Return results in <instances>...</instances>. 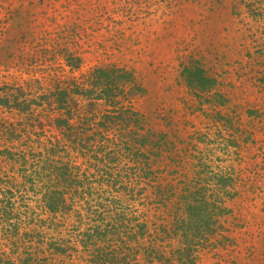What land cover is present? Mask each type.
Instances as JSON below:
<instances>
[{
  "label": "rangeland",
  "instance_id": "1",
  "mask_svg": "<svg viewBox=\"0 0 264 264\" xmlns=\"http://www.w3.org/2000/svg\"><path fill=\"white\" fill-rule=\"evenodd\" d=\"M104 71L123 77L113 92ZM140 136L165 137L156 182L138 176ZM194 155L229 183L196 264H264V0H0V264H165L146 253L187 246L162 230Z\"/></svg>",
  "mask_w": 264,
  "mask_h": 264
},
{
  "label": "trees",
  "instance_id": "2",
  "mask_svg": "<svg viewBox=\"0 0 264 264\" xmlns=\"http://www.w3.org/2000/svg\"><path fill=\"white\" fill-rule=\"evenodd\" d=\"M109 72L110 71L102 72V76H103L102 77L103 78L102 83H103V81H105L106 83L104 86L108 87L107 88L108 92H111V91L113 92V90L118 87L116 85L115 78L119 79V78H123V77H121V76L119 77L118 75H116V72H113V71L111 72L113 74L110 75ZM188 76L191 77L190 78L191 80H193V81L198 80L201 83H203L204 80L206 79L203 76V73L201 72V70H199V69H196L195 71H190L188 73ZM128 83H132V82L129 80ZM83 87H85V89L88 90L89 93L94 91V94H96L95 95L96 100L100 99V97L106 96V91L104 90L103 86H101V84H99V82L88 83L87 86H83ZM75 88H76V90H78L79 86H76ZM71 92L74 94V97H72L69 92H66L65 97H69V98H65V100H63V103H62L63 110L68 109L65 106V103H67V102L68 103H70V102L74 103V101H75V93H74V91H71ZM120 93L121 92L118 91L117 95H119ZM55 97H56V99L54 101L61 103L60 99H59L60 97L59 96H55ZM70 99L72 101H70ZM117 99H118L119 104H118V107L115 109L116 112H113V114L120 113V115L128 116L126 114V112H128V110L124 109L122 101L119 98H117ZM89 100L94 101V98L90 97ZM56 104H58V103H56ZM58 109H59V105H58ZM129 111H130V109H129ZM127 121H129V118L127 119ZM129 122H133V119ZM80 123H82V122L80 121ZM85 123H86L85 127L88 128V124H89L90 130L93 128V123H92L91 119H86ZM127 124H128L127 127H129V123H127ZM81 126L83 127V123L81 124ZM82 127H77V132H78L77 135L79 134L78 135L79 138L80 137L83 138L85 136H88L87 131L84 130ZM128 134L134 135V134H136V131L130 132ZM140 137L142 138L143 136H140ZM82 138H80V141H82ZM122 141H123V139H122ZM123 143H124V144H122L123 147L125 146V144H126V147H130V145L126 143V140H125V142L123 141ZM163 143L165 144V137L159 138V140L154 141V140H150V139L146 138V136H144L142 139H140V141H137V143L135 144L136 149H137V151L135 152V155H137L139 157L138 159L140 160L139 162H140L141 168H142L139 171V175H138L139 177L143 178L144 180L153 179L154 182H156L160 179L159 176H156L157 174H155V173H154V176H152L151 168L154 166L153 165L154 162L158 159H162L164 153H166V150L162 147ZM149 144H153L154 147H150V150H147L146 148L142 149V147H146V145H149ZM165 146H166V144H165ZM122 149L120 148V150H122ZM132 150H134V149L132 148ZM118 151L119 150H117V152ZM122 152H119V153L121 154ZM140 156H142V158H140ZM193 160L197 161L195 164V168L198 167V169H200L201 172L200 171L196 172L195 170L192 171V173L195 174V177L193 179H191V182H186L187 183L186 188L184 189L185 192L183 193V195L179 199V201H176V204L179 206H178V209L171 212L172 229H166V228H164V226L160 225V228L165 229L164 231L162 230V232L165 235H167V234L169 235L170 232L173 233L174 237L175 236L177 237L180 235L179 236L180 239L183 238V240L187 243V246L177 249L176 252L174 253L173 257H167L166 254H164V252L160 251L159 249H154L153 246H149L148 250H151V252L149 255L146 253V259H148V262L146 260L147 263H152L153 259H154L155 261H157V260L163 261L165 264H196L197 252H198L199 246H200L199 242H197V239H198V236L200 235V232L202 231L201 230L202 228H199V224L201 222H203V224H204L202 237L206 241V235H207L206 233L210 232V227L214 226L213 224H211L212 223L211 222V216L214 217V214H211V213H213L214 210H218L219 213L224 211V210L223 211L221 210L224 207V206L222 207V204L224 203L223 194L220 195L219 193L223 192V188L225 187L224 186L225 184H229L228 179H222L223 177H219L218 180H215V177L214 178L211 177L212 180L209 178H202L200 175L204 172V170H202L201 168H204L206 166L203 164H200V162L202 163V158L199 156L194 155ZM178 165L180 166V164H178ZM176 171H177V168H175L174 173H176ZM217 176H221V175H216V178H217ZM164 180H165V182H164L165 184L164 183L160 184V185H162V187H160L162 189L158 188V189H156V191H154L157 194L154 196H156L160 200L161 199L162 200L163 199H169L170 197H174V195H175V192L173 191L174 187L171 186L172 180H166V179H164ZM231 181H232V179H231ZM52 194H55L54 196H56V198H58V199L62 198L61 197L62 192H60L59 190L53 191ZM211 200L213 202L210 203L209 201H211ZM50 206H53L52 203H50ZM181 210H183V211H181ZM209 210H211L210 214L207 213V211H209ZM187 217H188V219H187ZM199 217L202 220L197 219ZM204 219H206V220H204ZM206 223L208 224L207 226H205ZM218 223L219 222L216 221L215 224H218ZM110 227L112 228L111 225H110ZM113 227H115V226H113ZM141 227L143 229L147 228V226H141ZM160 228H159V230H160ZM185 229L189 230L190 236H182V233L185 231ZM218 229H220V228L218 227ZM225 232H226V230L222 229L221 233H225ZM222 238L227 240V238L225 236H223Z\"/></svg>",
  "mask_w": 264,
  "mask_h": 264
}]
</instances>
